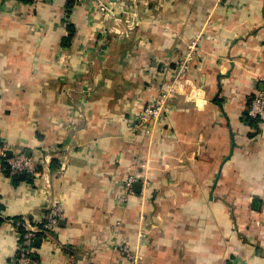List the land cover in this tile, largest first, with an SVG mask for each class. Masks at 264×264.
Returning <instances> with one entry per match:
<instances>
[{
  "label": "crops",
  "instance_id": "0c3cea01",
  "mask_svg": "<svg viewBox=\"0 0 264 264\" xmlns=\"http://www.w3.org/2000/svg\"><path fill=\"white\" fill-rule=\"evenodd\" d=\"M68 1L0 0V145L52 157L34 177L0 158V264L18 255L16 223L40 227L53 204L62 215L35 236L37 264H264V115L257 129L244 119L264 91V0ZM199 36L201 90L170 103L148 144L129 141L123 118L141 103L142 68ZM103 58L99 72L87 65ZM134 156L151 180L123 203ZM251 198L261 221L241 243L230 225Z\"/></svg>",
  "mask_w": 264,
  "mask_h": 264
},
{
  "label": "rangeland",
  "instance_id": "374dc122",
  "mask_svg": "<svg viewBox=\"0 0 264 264\" xmlns=\"http://www.w3.org/2000/svg\"><path fill=\"white\" fill-rule=\"evenodd\" d=\"M132 1V0H128ZM108 7V6H107ZM109 8V7H108ZM126 15V13H124ZM109 16H114L109 14ZM133 16V15H132ZM117 18L114 16V19ZM132 18H135L133 16ZM113 22L111 23L112 28L115 27L114 22H118L119 20H113L110 18ZM141 21V20H140ZM126 24V30L131 31L132 29V19L129 18V20L124 21ZM130 23V25H129ZM117 24V23H116ZM130 28L128 29L127 28ZM131 26V27H130ZM114 35V33H113ZM116 35V34H115ZM125 36H129V33ZM176 36V35H173ZM111 40V37L107 38V43L103 46L102 50L104 54L102 53L101 56L105 58V53L107 52V48L104 49V47L108 46ZM176 40V39H175ZM201 41V36L199 38L197 37L194 41L189 42L185 45L184 49L183 47L178 46V50L172 54V58L167 59L163 58L164 61H158L154 64L147 63V66L142 68V72H144L145 76L141 77L140 80V86L142 89V96L141 97V103L136 108H133L132 111L129 110V114L124 116L123 118V131L125 133V136H127L129 141L136 142L141 141V143L148 144L149 140L152 138V133L154 132V129L159 126H164L165 121L168 117V115L171 114V102H177L178 99L182 100H188V98L193 97L195 99V93H191L195 90L200 91L201 90V82L196 76V69L197 65L200 62V51H199V43ZM96 59L95 61L90 60V62H87L88 66H92L93 72H99L101 69H105V67L108 65L107 59ZM94 82L96 83V78H93ZM90 82V81H89ZM86 79L81 78L80 81L77 82V86H87L88 83ZM94 84V83H92ZM90 87V86H89ZM90 92V90H89ZM165 97V98H163ZM163 101L166 107V111L162 110V116L158 120L152 121H145L142 126L139 125V118L143 114L144 110L147 108L148 105L154 104L155 102ZM251 102V101H250ZM247 112V111H246ZM161 115V114H160ZM135 126H138L137 129H134ZM151 126L152 130H151ZM134 140V141H133ZM132 171L136 172L141 179L142 182L147 186L151 179H149V169L147 160L141 156L139 158L138 156H134L132 158ZM139 177V178H140ZM218 180V179H217ZM216 180V183H217ZM215 183V185H216ZM147 189V188H146ZM149 190V189H147ZM213 189L206 191V197L207 200H212L213 198ZM260 199L251 198L249 202V207H246L245 210H242L241 207H238L237 214L241 215L240 219L236 222L235 220L231 221V229L236 230L237 238L241 243H245V239L243 236L239 237L240 234L244 235L246 230H248V227L250 225L253 226H259L260 225V215H261V209H260ZM233 209V207H232ZM230 211L231 214H233V211ZM250 209L256 216V220L254 221H247L244 219V217L250 216ZM233 218V216H232ZM262 225V222H261Z\"/></svg>",
  "mask_w": 264,
  "mask_h": 264
},
{
  "label": "built area",
  "instance_id": "2783aa9c",
  "mask_svg": "<svg viewBox=\"0 0 264 264\" xmlns=\"http://www.w3.org/2000/svg\"><path fill=\"white\" fill-rule=\"evenodd\" d=\"M74 1L82 2L85 0ZM97 10L99 12H104L107 15H114L108 10L107 6L100 1L98 2ZM114 20L118 19L115 18ZM164 105L165 104L161 100L159 102H155L154 104L152 103L148 105L139 118L138 126H142L145 121H155L161 118L162 110L166 111V107ZM247 115L251 118H259L264 115V91L257 92L253 97L247 109ZM138 126H135L134 129H137ZM152 127L153 126H151V130ZM0 158L13 174H24L31 177L39 175L40 170L42 169L46 170L52 161L50 154H45L41 158L35 159L27 156L23 152L13 151L5 144L0 145ZM139 177L140 176L136 172L127 175L126 179L123 181L121 187L122 191L120 197L118 198L121 200V202H127L128 199L134 195L133 187L136 182L140 181ZM62 211V207L57 204H53L50 208H47L46 212L43 214V221L40 227L31 225L27 219L16 223V225H19V223L21 224V226L24 228V232H22L20 237L18 255L14 261V264H37L32 258V242L37 233L48 234L50 231L56 228L58 221L61 218ZM118 247L128 261L135 262L138 260L137 254L131 251L129 244L122 243L119 244Z\"/></svg>",
  "mask_w": 264,
  "mask_h": 264
},
{
  "label": "trees",
  "instance_id": "16d2710c",
  "mask_svg": "<svg viewBox=\"0 0 264 264\" xmlns=\"http://www.w3.org/2000/svg\"><path fill=\"white\" fill-rule=\"evenodd\" d=\"M69 2H72L71 0H69L68 1V4H69ZM71 26H68V29L70 28ZM69 38V37H68ZM253 99V97H251V99L250 100H248V103H249V101H251ZM244 119H245V121L246 122H248V126L250 127V128H254V129H257V125H258V123H259V118H256V119H254V118H251V117H249L248 115H247V112H246V114L244 115ZM45 153V152H44ZM44 153L42 152V154L44 155ZM41 154V155H42ZM6 166V165H5ZM24 232V231H23ZM37 234H39L40 235V233H37ZM36 234V235H37ZM39 235H37V238L36 239H38L39 238ZM32 246L33 247H37V245H35L33 242H32ZM33 255H34V253H33Z\"/></svg>",
  "mask_w": 264,
  "mask_h": 264
},
{
  "label": "water",
  "instance_id": "95a60500",
  "mask_svg": "<svg viewBox=\"0 0 264 264\" xmlns=\"http://www.w3.org/2000/svg\"><path fill=\"white\" fill-rule=\"evenodd\" d=\"M27 155V154H26ZM27 156H29V155H27Z\"/></svg>",
  "mask_w": 264,
  "mask_h": 264
}]
</instances>
